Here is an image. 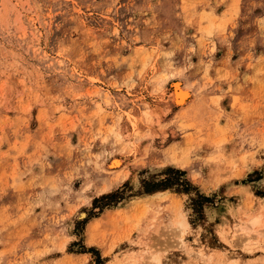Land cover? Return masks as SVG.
Segmentation results:
<instances>
[{"label":"rangeland","instance_id":"obj_1","mask_svg":"<svg viewBox=\"0 0 264 264\" xmlns=\"http://www.w3.org/2000/svg\"><path fill=\"white\" fill-rule=\"evenodd\" d=\"M0 264H264V0H0Z\"/></svg>","mask_w":264,"mask_h":264},{"label":"bare ground","instance_id":"obj_2","mask_svg":"<svg viewBox=\"0 0 264 264\" xmlns=\"http://www.w3.org/2000/svg\"><path fill=\"white\" fill-rule=\"evenodd\" d=\"M178 81V80H177ZM172 82V84L170 86H172V89H173V96H174V99H175V102L179 105H181L187 98H188V91L185 90V88H183L179 81L178 82ZM174 102V103H175ZM176 105V104H175ZM115 159V158H114ZM113 159V160H114ZM119 160V159H117ZM117 160H114V161H111L112 162V165H117L118 162L120 161H117ZM111 164V163H110ZM251 224H255L257 222V219H252V221H250ZM243 229V228H242ZM241 229V230H242ZM249 229V228H248ZM242 233V232H241ZM240 233V234H241ZM243 234H248L247 232H244ZM242 236V235H241ZM244 237V236H243Z\"/></svg>","mask_w":264,"mask_h":264}]
</instances>
